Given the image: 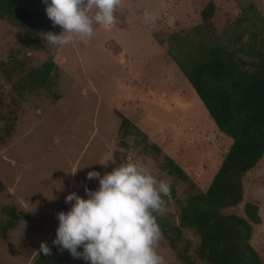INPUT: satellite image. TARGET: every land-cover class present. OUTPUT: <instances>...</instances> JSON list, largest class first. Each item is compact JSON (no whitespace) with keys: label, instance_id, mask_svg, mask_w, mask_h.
I'll list each match as a JSON object with an SVG mask.
<instances>
[{"label":"rangeland","instance_id":"1","mask_svg":"<svg viewBox=\"0 0 264 264\" xmlns=\"http://www.w3.org/2000/svg\"><path fill=\"white\" fill-rule=\"evenodd\" d=\"M45 2L20 0L28 14L20 24L0 18V264H33L42 241L65 264H87L52 244L56 213L70 207L68 192L84 197L85 186L98 187L97 179H85L88 171L103 174L130 161L170 183L158 214L177 224L181 203L206 191L232 140L216 128L167 51L176 54L184 37L198 41L207 23L221 35L237 27L244 42L264 31V0H120L116 24L94 25L91 37L52 46L41 33L61 29L47 18ZM208 2L215 12L204 21ZM145 11L154 19H145ZM48 61L55 65L53 85L23 90L20 79ZM122 116L140 134L131 127L122 136ZM167 158L188 181L167 172ZM242 182V201L222 212L244 216L246 202L257 204L261 223L250 244L264 264V155ZM12 220L4 238L1 227ZM182 234L193 256L199 239L189 229ZM156 250L163 264H180L163 235Z\"/></svg>","mask_w":264,"mask_h":264},{"label":"trees","instance_id":"2","mask_svg":"<svg viewBox=\"0 0 264 264\" xmlns=\"http://www.w3.org/2000/svg\"><path fill=\"white\" fill-rule=\"evenodd\" d=\"M214 12V3L208 2L201 16L207 21ZM27 15L20 0H0V18L20 24ZM205 29L198 41L189 42L184 37L177 41L176 54L172 49L167 52L216 128L232 143L206 191L193 193L181 203L178 223L161 214H156L157 220L180 264H263L250 244L253 226L261 223L257 204L246 202L244 216L224 215L222 211L242 201L243 177L264 155V31L259 39L252 33L251 39L244 42L235 26L222 31L223 35L210 23ZM209 30L212 36H207ZM54 69L52 61L31 68L20 79L21 88L33 91L53 85ZM121 119L122 136L130 134L131 127L140 134L126 117ZM151 148L160 152L154 144ZM166 162L167 172L188 181L179 165L170 158ZM14 225L12 220L1 227L4 238ZM183 229L192 230L199 239L193 256L187 253L190 242L183 238ZM33 264H65V261L57 252L40 253Z\"/></svg>","mask_w":264,"mask_h":264},{"label":"clouds","instance_id":"3","mask_svg":"<svg viewBox=\"0 0 264 264\" xmlns=\"http://www.w3.org/2000/svg\"><path fill=\"white\" fill-rule=\"evenodd\" d=\"M119 3L120 0H46V16L61 31L41 35L52 46L89 38L94 25L116 24ZM144 15L145 19H154L152 12L145 11ZM85 179H97L98 187L85 186L84 197L75 191L64 196L70 207L56 213L58 225L52 244L87 264H163L156 250L162 235L156 214L166 206L164 197L170 195V183L134 161L103 174L88 171ZM40 251L47 255L51 249L42 241Z\"/></svg>","mask_w":264,"mask_h":264}]
</instances>
